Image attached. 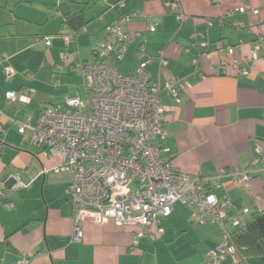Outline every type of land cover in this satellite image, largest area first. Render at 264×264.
<instances>
[{"label":"crops","instance_id":"1","mask_svg":"<svg viewBox=\"0 0 264 264\" xmlns=\"http://www.w3.org/2000/svg\"><path fill=\"white\" fill-rule=\"evenodd\" d=\"M60 4L70 13L81 11L86 21L67 47L56 10ZM124 15L131 18L126 32L132 40L122 60L114 53L108 57L118 71L134 76L150 59L152 84L162 87L172 77L189 84L179 100L160 92L169 109L164 136L152 141L160 158L186 175L249 173L248 188L226 174L211 189L225 203L227 230L264 211V45L249 75L230 66L234 59L248 58L252 44L264 38V0H0V55L15 72L6 80L0 67V264H210V253L224 242L218 224L198 223L195 209L182 203L160 220V238H142L134 250L132 228L111 221L97 225L89 217L80 221L82 240L71 242L75 208L66 194L71 177L43 174L59 159L30 144L12 122L29 119L34 125L43 108L83 97L77 63L96 61L93 50L106 39V28ZM178 15L185 20L179 22ZM46 37L51 38L48 48ZM228 46H238L234 56L225 52ZM73 50L78 56L63 62L61 55ZM23 89L28 103L6 104L7 92ZM242 264H264V257Z\"/></svg>","mask_w":264,"mask_h":264},{"label":"built area","instance_id":"2","mask_svg":"<svg viewBox=\"0 0 264 264\" xmlns=\"http://www.w3.org/2000/svg\"><path fill=\"white\" fill-rule=\"evenodd\" d=\"M252 14H258L252 10ZM130 15H124L106 28L107 37L94 48L95 62H80L84 96L67 98L63 103L45 107L37 122L12 120L18 134L32 145L46 151L48 157H56L60 163L45 173L71 175L66 189L69 203L75 208L72 218L71 242L78 243L83 234L80 221L89 217L97 225L111 221L119 228H132L130 250L137 248L139 240L154 242L163 235L160 220L171 215L173 205L182 203L195 209L198 223L210 221L218 224L224 234V242L209 255L210 264H220L225 259L239 264L232 246L228 245L229 230L225 227V203L211 189L226 174L236 184L248 188V172L220 171L215 177L186 175L174 170L172 164L160 158V149L152 141L164 136L163 124L168 107L160 102L161 90L176 100L189 84L185 79L172 77L162 87L152 84L147 65L142 61L134 76L122 75L108 57L114 53L122 60L131 37L126 28ZM177 20H185L178 15ZM149 31L154 28L150 25ZM65 47L75 38L61 35ZM50 37L44 44L50 46ZM264 38L252 44L248 58L231 61L232 67L243 75L255 70ZM207 46L206 44L202 45ZM238 46H228L225 52L234 56ZM78 52H64L61 60L75 59ZM7 58L0 56V67L6 80L15 72L5 66ZM161 67L167 62L162 53L158 57ZM60 66H57L59 69ZM27 79L32 76L27 74ZM7 105L28 103L25 89L5 94ZM1 131V127H0ZM17 181L18 178L14 177ZM17 187L23 186L17 182ZM9 208V204L5 205ZM244 210L243 213H246ZM16 264H27L20 261Z\"/></svg>","mask_w":264,"mask_h":264},{"label":"trees","instance_id":"3","mask_svg":"<svg viewBox=\"0 0 264 264\" xmlns=\"http://www.w3.org/2000/svg\"><path fill=\"white\" fill-rule=\"evenodd\" d=\"M56 10L62 16L61 25L66 30L64 35L76 37L79 30L85 27L86 21L81 11L70 13L63 4ZM228 245L234 248L239 264L249 258L264 257V211L254 214L244 226L229 231Z\"/></svg>","mask_w":264,"mask_h":264},{"label":"rangeland","instance_id":"4","mask_svg":"<svg viewBox=\"0 0 264 264\" xmlns=\"http://www.w3.org/2000/svg\"><path fill=\"white\" fill-rule=\"evenodd\" d=\"M52 37H53V36H52ZM46 48H47V47H46ZM54 81H55V80H54ZM76 83H77V85H79V84H80V80H77ZM76 83H75V84H76ZM69 94H71V93H69ZM72 94H73V93H72ZM80 94H83V92H80ZM66 95H67V94L65 93L64 95L61 96L60 99L64 98ZM66 174H68V173H66ZM69 175H70V174H69ZM70 177H71V175H70ZM70 180H71V178H70Z\"/></svg>","mask_w":264,"mask_h":264}]
</instances>
